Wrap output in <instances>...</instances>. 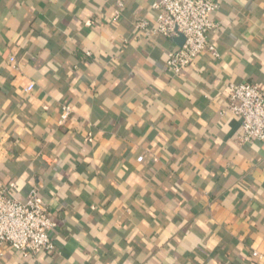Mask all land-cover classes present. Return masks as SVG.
Returning a JSON list of instances; mask_svg holds the SVG:
<instances>
[{
  "label": "crops",
  "instance_id": "obj_1",
  "mask_svg": "<svg viewBox=\"0 0 264 264\" xmlns=\"http://www.w3.org/2000/svg\"><path fill=\"white\" fill-rule=\"evenodd\" d=\"M218 1L220 58L174 75L177 39L133 31L154 0H0V188L57 224L0 264H264V142L223 114L230 83L264 89V0Z\"/></svg>",
  "mask_w": 264,
  "mask_h": 264
},
{
  "label": "built area",
  "instance_id": "obj_2",
  "mask_svg": "<svg viewBox=\"0 0 264 264\" xmlns=\"http://www.w3.org/2000/svg\"><path fill=\"white\" fill-rule=\"evenodd\" d=\"M218 0H154L151 11L153 20L139 19L133 24L136 36L143 39L164 37L167 39L184 38L183 45L168 54L167 67L174 75L189 69L195 61L206 54L220 58L218 49L211 42V33L219 29V24L212 20V14L219 10ZM124 4L118 2L114 20L119 21ZM9 63L15 69L16 59ZM31 83L25 93L33 92ZM229 106L223 114L231 113L241 121V135L238 142L246 145L264 142V89L257 83H230L228 85ZM73 108L62 107L59 126H64L70 119ZM142 162V158H139ZM15 185L0 188V250L9 246L23 256H38L55 251L54 234L57 224L52 220L46 203L33 189L29 197L21 202L15 196ZM255 258H260L254 252Z\"/></svg>",
  "mask_w": 264,
  "mask_h": 264
},
{
  "label": "water",
  "instance_id": "obj_3",
  "mask_svg": "<svg viewBox=\"0 0 264 264\" xmlns=\"http://www.w3.org/2000/svg\"><path fill=\"white\" fill-rule=\"evenodd\" d=\"M178 43L181 45H183V42H184V38L183 37H180L179 39H177Z\"/></svg>",
  "mask_w": 264,
  "mask_h": 264
}]
</instances>
